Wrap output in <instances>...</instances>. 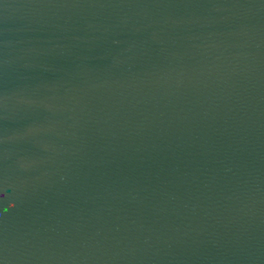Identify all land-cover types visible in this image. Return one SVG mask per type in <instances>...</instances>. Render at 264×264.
I'll return each instance as SVG.
<instances>
[{
    "label": "water",
    "instance_id": "obj_1",
    "mask_svg": "<svg viewBox=\"0 0 264 264\" xmlns=\"http://www.w3.org/2000/svg\"><path fill=\"white\" fill-rule=\"evenodd\" d=\"M0 264H264V0H0Z\"/></svg>",
    "mask_w": 264,
    "mask_h": 264
}]
</instances>
